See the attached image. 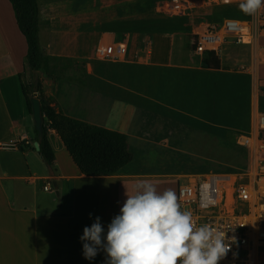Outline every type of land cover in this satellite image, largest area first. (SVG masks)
Instances as JSON below:
<instances>
[{"label":"crops","instance_id":"0c3cea01","mask_svg":"<svg viewBox=\"0 0 264 264\" xmlns=\"http://www.w3.org/2000/svg\"><path fill=\"white\" fill-rule=\"evenodd\" d=\"M0 3L8 7L13 26L11 34L2 38L0 45V143L21 134H27L32 140L27 151L0 150V264H105L106 253L102 250L93 260L84 258L80 237L85 226H91L98 216L106 235L107 225L119 214L127 199L126 190L132 194L134 185L142 180L156 184L160 193L171 189L178 197V186L186 174L180 170L153 168L151 164L144 166L139 160L144 148L165 145L177 149L182 143L177 135L172 134V129L163 132L150 122L139 120L141 115L159 114L155 109L182 131L197 130L206 134L208 141L226 146L229 132L235 136L251 132L253 113L264 111L260 105L264 99V34L253 45L223 47L224 57L222 53L219 57L226 69L211 70L204 66L208 56L197 54L187 43L189 34L185 36L183 29L173 32L170 37L168 29L156 32L151 36L149 53L143 40L132 54L127 29H115L97 37L95 50L102 43L128 40V62L135 68L143 64L159 70L160 93H144L148 91L147 78L132 79L128 102L123 100L133 105L123 109L128 120L111 123L109 114L121 99L117 96L122 94L124 84L113 77L105 81L100 73V76L88 73L87 57L79 49L71 48L68 32L60 29L50 3H45L40 6L43 29L40 27V41L44 55L52 59L53 67L59 60H69L71 64L66 77L57 82L38 71L45 95L57 101L70 117L125 133L134 155L133 161L114 175H84L55 131L49 134L55 154L54 163L49 165L35 148L33 113L22 89L28 44L9 0H0ZM261 10L264 12V5L251 16L216 17L207 22L220 23L225 18L254 22ZM129 28L134 32L139 30L138 26ZM94 61L98 67L121 63V60L116 63ZM28 76L29 72L24 78ZM151 77L152 82H158L157 74L153 73ZM79 88L87 91L81 97L77 93ZM142 95L145 96L143 101L139 98ZM83 101L90 103L91 108L81 104ZM228 106L231 107L228 109ZM233 140L240 147L234 136ZM240 148L248 155L244 166L232 172L213 173L235 174L245 169L250 163V155L246 149Z\"/></svg>","mask_w":264,"mask_h":264},{"label":"rangeland","instance_id":"374dc122","mask_svg":"<svg viewBox=\"0 0 264 264\" xmlns=\"http://www.w3.org/2000/svg\"><path fill=\"white\" fill-rule=\"evenodd\" d=\"M39 3L40 6L50 3V9L52 8V14L57 17L60 29L68 32V42L71 48L79 49V52L84 57H87L85 60L89 61L88 73L97 75L100 73L101 77L105 78V81L113 77L119 79L124 84L121 86L123 89L122 94L117 96L121 99L117 101L112 113L109 114V121L115 124L128 120L123 109L133 106L127 103L130 95L128 87L134 82L131 80L134 78H147L148 91L144 93L151 94L157 92L159 94V70L155 71L153 67L143 64H138L135 68L132 66V63L128 62V56L122 58L121 63L108 64L106 66L99 65L101 67H98L94 61V50L97 37L101 33L110 32L115 29H127L126 33L131 36L132 48H129L132 54L135 48L141 46L143 40L150 43L149 48L151 50L152 37L156 32H161L163 29H168L169 37L173 36V32L179 29L185 30L186 36L193 33L199 26L220 24L221 22L216 23L217 21H213V23L207 22L216 17L239 16V14L246 16L240 11L238 4L241 2L227 5L212 3L205 6L201 0H189L188 2L184 0H180V2L177 0H39ZM262 10L260 12L264 13ZM130 26H138L137 29L139 30L134 32L129 28ZM40 27L42 29V24H40ZM126 41L129 43L128 40ZM155 43L159 46V42L155 41ZM224 47H233V45L226 44ZM222 56L224 57V53H222ZM154 60L153 57L152 61ZM238 69L235 68V70ZM153 73L158 76L157 84L152 82L151 75ZM239 75L244 76L243 73ZM85 90L83 88L77 90L79 97L87 92ZM251 93L250 91L248 94L249 102ZM139 98L143 101L145 96L142 95ZM262 99L260 105L264 108V99ZM230 107L228 106L227 108L229 109ZM93 110L95 111V107ZM154 111L159 114L150 113L147 116L141 115L139 120H146L157 129H162L163 132H166V129H172V134L177 135L182 144L177 149H172V147L165 145L144 148L143 156L139 160L141 165L150 166L151 164L153 168L180 170L188 177L196 173L232 172L247 163L248 155L234 144L231 132L228 133V141L226 142V146H224L220 142L208 141L207 135L197 130L193 132L189 130L182 131L181 128L174 125L171 121L166 120L164 116L162 117L159 111L155 109ZM176 131L179 132L175 133ZM185 178L182 179V182ZM53 196L57 198L56 195Z\"/></svg>","mask_w":264,"mask_h":264},{"label":"built area","instance_id":"2783aa9c","mask_svg":"<svg viewBox=\"0 0 264 264\" xmlns=\"http://www.w3.org/2000/svg\"><path fill=\"white\" fill-rule=\"evenodd\" d=\"M180 2V0H177ZM188 2L189 0H184ZM222 5L242 0H201ZM264 34V13L254 22L225 18L220 24L199 26L187 36V43L200 55L214 52L217 56L226 44L253 45ZM150 43L144 47L149 53ZM128 42L102 43L94 59L98 62H118L128 54ZM264 95V87L262 89ZM251 132L235 136L236 143L250 155L249 165L235 174L201 173L185 178L178 186V202L183 211H191L193 223L209 224L235 235L237 243L219 264H264V111L252 115ZM48 134L54 129L48 127ZM32 145L27 134L0 143V150L15 151ZM49 190V188H46Z\"/></svg>","mask_w":264,"mask_h":264},{"label":"clouds","instance_id":"9594fccd","mask_svg":"<svg viewBox=\"0 0 264 264\" xmlns=\"http://www.w3.org/2000/svg\"><path fill=\"white\" fill-rule=\"evenodd\" d=\"M262 5L264 0H242L239 8L251 16ZM125 195L106 235L98 216L84 227L80 240L86 260L102 250L105 264H219L237 243L235 235H228L235 227L219 230L207 223L197 227L191 211L181 210L171 189L160 193L156 184L142 180Z\"/></svg>","mask_w":264,"mask_h":264},{"label":"trees","instance_id":"16d2710c","mask_svg":"<svg viewBox=\"0 0 264 264\" xmlns=\"http://www.w3.org/2000/svg\"><path fill=\"white\" fill-rule=\"evenodd\" d=\"M17 25L25 36L28 44L26 73L28 78L22 79V89L28 107L32 112L31 97L36 93L42 102L44 116V136L40 141V154L47 164L52 165L55 154L50 143L48 127L54 129L62 139L66 149L76 164L78 170L88 176L114 175L134 159L130 151L128 136L120 131L91 124L64 113L60 104L46 96L43 81L37 75L38 71L57 82L66 77L71 70L70 61H55L44 55L40 43V3L39 0H9ZM204 66L211 70L226 69L222 66L219 56L209 53ZM36 140L38 133L35 130ZM234 134L232 133V139ZM27 151L29 146L21 148Z\"/></svg>","mask_w":264,"mask_h":264},{"label":"water","instance_id":"95a60500","mask_svg":"<svg viewBox=\"0 0 264 264\" xmlns=\"http://www.w3.org/2000/svg\"><path fill=\"white\" fill-rule=\"evenodd\" d=\"M31 105L35 129L38 133V140L35 143V148L38 152H40V141L43 139L44 136V116L42 102L38 98V95L36 93L31 97Z\"/></svg>","mask_w":264,"mask_h":264},{"label":"bare ground","instance_id":"6f19581e","mask_svg":"<svg viewBox=\"0 0 264 264\" xmlns=\"http://www.w3.org/2000/svg\"><path fill=\"white\" fill-rule=\"evenodd\" d=\"M12 28L13 26L10 17V11L3 3H0V45L2 43V38L11 34ZM81 104H84L85 107L91 108V104H87L86 101H83Z\"/></svg>","mask_w":264,"mask_h":264}]
</instances>
